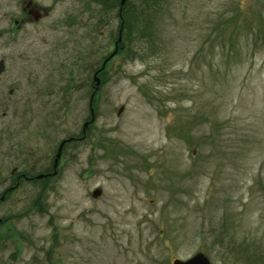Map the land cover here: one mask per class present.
Segmentation results:
<instances>
[{
    "label": "rangeland",
    "instance_id": "374dc122",
    "mask_svg": "<svg viewBox=\"0 0 264 264\" xmlns=\"http://www.w3.org/2000/svg\"><path fill=\"white\" fill-rule=\"evenodd\" d=\"M24 1L0 0V179L81 140L0 202V264H264V0H147L141 58L105 65L92 118L116 8L34 0L48 15L20 29Z\"/></svg>",
    "mask_w": 264,
    "mask_h": 264
},
{
    "label": "flooded vegetation",
    "instance_id": "af4514ba",
    "mask_svg": "<svg viewBox=\"0 0 264 264\" xmlns=\"http://www.w3.org/2000/svg\"><path fill=\"white\" fill-rule=\"evenodd\" d=\"M102 6V5H101ZM105 6V5H104ZM102 12H106V6L102 7ZM49 12L48 8H43L42 6L38 5L34 0H25L20 7V15L19 19L13 20V25L16 26V28H22L28 24H34L37 23L38 21L44 19L47 17ZM1 62V72L4 73L5 71V64L3 58L0 59ZM106 65V64H105ZM97 71V70H96ZM95 71V72H96ZM94 72V73H95ZM102 72V71H101ZM101 72L98 74L100 75ZM98 89L94 93V97L97 94ZM11 92V90H10ZM93 92V91H92ZM92 92L90 93L89 99L91 98ZM47 95H52L53 92L48 91L46 93ZM92 100V98H91ZM89 100V101H91ZM81 139L79 137H68L66 139H62L61 141H65L60 152V158L58 159L57 165L54 168L53 167V160L55 158V154L58 148V145L60 144L61 141L58 142L56 148L54 149L51 161L50 158L46 160L43 164V166H40V162L43 159H45V155H42V157L34 160L28 168L27 166L22 167L18 165H14L11 167L8 171H5V173H8V176H3L0 179V187H1V192H0V202H4L9 198V194L16 189L22 181L24 182H33V181H47L49 178H52L56 175V173H59L60 169V163L63 159L65 149L68 144L70 143H76L80 141ZM22 152H19L16 154V156L19 157V161L24 162V158L31 154V151H27L26 154L20 155ZM20 167V169H19ZM36 173V174H34ZM50 173H55L54 176H48ZM43 175L41 178H37V176ZM11 223H12V217L10 216H1L0 217V242H7L11 241L12 238L14 237L12 235V229H11ZM16 242H22L24 241L25 237L18 235L17 237L14 238ZM16 244L15 246L17 248L20 247L19 244ZM19 250V249H18Z\"/></svg>",
    "mask_w": 264,
    "mask_h": 264
},
{
    "label": "trees",
    "instance_id": "16d2710c",
    "mask_svg": "<svg viewBox=\"0 0 264 264\" xmlns=\"http://www.w3.org/2000/svg\"><path fill=\"white\" fill-rule=\"evenodd\" d=\"M93 1L98 2L100 5L106 4V7H107L106 11H111V9L113 10L114 8H116V11H117L116 17H118L119 19L118 30H121L120 36L122 40L118 43V51L116 55L122 53L124 57H127V58H138V59L141 58V54H142L141 50L129 49L127 46L125 47L124 44H125V41L127 40L130 41L132 37L131 33L134 32V31L131 32L132 29H135L134 36L138 41L142 40L144 36H150V33H149L150 26L148 25V23H149V20L151 19L152 13L154 14L157 11L154 8V6L152 9L149 10L150 5L147 3V0H146L141 4L140 8L135 9L132 12H126L127 0H125L124 5L121 8L119 6L120 0H93ZM135 24H136V27H135ZM131 50L134 51V53ZM106 57H104V59ZM36 202H38V200Z\"/></svg>",
    "mask_w": 264,
    "mask_h": 264
},
{
    "label": "water",
    "instance_id": "95a60500",
    "mask_svg": "<svg viewBox=\"0 0 264 264\" xmlns=\"http://www.w3.org/2000/svg\"><path fill=\"white\" fill-rule=\"evenodd\" d=\"M124 2H125V0H120V2H119L120 8L124 5ZM119 11H120V9H119ZM120 31L121 30L118 31V36H117V40L114 43L113 51L103 60L100 68L93 74V78H92V81H93V92H92L91 98L93 97L94 93L98 89V86H99V83H100L99 78H98V73L103 70L106 62L117 53L118 43L121 41ZM0 67H1V62H0ZM0 72H1V68H0ZM91 98H90V100H91ZM89 111H90V115H91V118H92L93 110H92V108H90V106H89ZM87 125H88V122L84 123L83 127L85 128ZM64 142L65 141H61L60 144L58 145V148H57V151H56V154H55V158L53 160V167L54 168L56 167L58 159L60 158V152H61V148H62ZM54 174L55 173H51L48 176H52ZM42 176L43 175H39V176H37V178H41ZM100 192H101L100 189H95L92 192V196L94 198H96V197H98L100 195ZM172 264H211V263L209 262L208 258L205 256L204 253L198 252V253L194 254L193 256H191L190 258H188L186 260L174 259L172 261Z\"/></svg>",
    "mask_w": 264,
    "mask_h": 264
}]
</instances>
